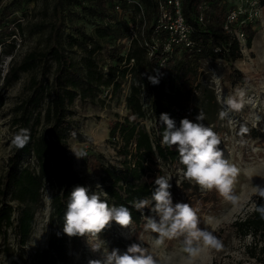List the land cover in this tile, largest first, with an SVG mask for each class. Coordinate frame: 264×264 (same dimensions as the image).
Segmentation results:
<instances>
[{"label":"trees","instance_id":"1","mask_svg":"<svg viewBox=\"0 0 264 264\" xmlns=\"http://www.w3.org/2000/svg\"><path fill=\"white\" fill-rule=\"evenodd\" d=\"M158 1L52 0L49 19H42L33 25V31L46 32L44 47L30 49L20 59L14 57L18 44L14 37L16 31H23V24L13 13L14 8L8 10L6 21L0 19V85L7 87L13 84L24 72L39 70L40 74L30 77L29 93L13 107L12 121L17 130L24 128L29 131L30 141L23 149L14 146L7 159L8 168L3 178L4 185L0 189L3 199L9 196L15 202L14 206L0 199V232L5 236V230L10 227L17 235L19 250L16 255L20 259L24 258L22 247L30 237L35 223V211L42 197L41 189L46 183L52 187L48 215L50 234L45 248L35 249L29 254L30 264H67L70 259L69 250L77 249L80 244L82 237H69L63 231V218L71 191L76 186L89 187L83 176L71 171L72 156L67 144L72 134L82 137L81 133L75 131L70 119V105L76 96L93 100L101 88L111 86L112 91L118 89L121 78L127 72L130 73L129 92L125 96L127 112L122 119L115 118L110 122L108 132L112 142L117 143L115 138L118 135L123 140L118 147L120 163H105L95 156L91 160L98 167L105 192L101 198L107 200L109 206L128 207L132 215L131 222L136 226L142 224L152 211L149 207L142 212L137 211L133 202L151 198L157 176L168 178L156 157L164 163L179 166L182 173L185 170L175 146L170 148L161 144L164 127L159 122L160 114L168 113L176 121L177 127L181 119L187 117L193 122L205 124L216 133L214 124L217 101L198 80L200 62L206 56L211 61L222 58L230 64V80L241 82L245 76L235 67L234 61L240 60L243 52L232 28L239 26L242 29L246 46L250 47L255 34V22L240 15L231 24V29L226 30L223 25L229 10L234 6L231 0H182V13L192 26L194 45L189 48L176 46L174 54L160 64L162 48L156 46L153 54L148 56L144 44L146 40L151 41L152 36L165 35L164 31H153L159 16ZM108 3L111 4V10L108 9ZM259 4L264 5V0H259ZM117 9L121 10V15ZM141 10L143 16L139 19ZM200 12L203 13V20L198 18ZM84 14L107 21L96 24L94 32L89 33L82 24L72 23ZM143 20V34L138 27L136 36L132 37L125 51L123 43L114 42L104 46L99 40L111 35L110 22L115 23L120 35H131L134 25H129V22L141 23ZM215 47H220V50L216 51ZM5 54L11 57L4 71L1 62ZM101 56L110 61L100 59ZM131 57L133 62L128 66ZM157 69L162 75L159 84L153 85L148 76L155 75ZM144 89L150 92L147 108L154 121L151 130L139 121L146 115L141 99ZM196 92L202 94L199 101H194ZM200 111L204 113L203 121L196 120ZM41 122L45 125L38 129ZM245 132L252 138H261L263 135L254 128H247ZM129 145L133 147L129 148ZM86 154L82 153V158L85 159ZM30 156L35 160L33 167L27 162ZM173 180L169 179L171 193L177 189ZM179 183L189 195L198 192L197 184L184 176ZM260 206H264V198L257 194L253 208L231 222L237 235L243 238L248 235L251 238L245 247L254 259L252 264H264V216L257 211ZM15 211L16 219L13 218ZM110 232L108 226L100 237ZM3 250L9 252L10 248L3 247Z\"/></svg>","mask_w":264,"mask_h":264},{"label":"rangeland","instance_id":"2","mask_svg":"<svg viewBox=\"0 0 264 264\" xmlns=\"http://www.w3.org/2000/svg\"><path fill=\"white\" fill-rule=\"evenodd\" d=\"M10 1L11 3L3 8ZM231 2L245 7L247 14L251 17L249 20L255 22V34L251 46L243 47V57L234 62L235 67L244 73L245 78L241 82H232L229 78L230 64L220 60L221 58L211 61L206 56L200 62L198 80L209 89L217 101L218 108L217 113H215L214 127L221 141L218 148L222 150L224 158L240 170L232 187V195L237 197L236 202L233 203L225 199L215 189L203 190L198 184V192L189 195V192L186 193L179 183L183 178L181 168L164 163L156 157L168 179H175L173 181L177 189L172 192L173 203H187L196 214L198 229L209 232L218 241L219 246H204L201 241L199 244L200 251L191 259H189V254L183 251L185 247L183 235L173 239L165 238L159 247H153V242L159 236L157 233L145 231L144 228L148 216L155 215L152 212L144 218L142 224L137 226L131 222L130 226L122 227L115 221L111 222V232L103 238L100 237L105 242V248L110 251L118 248L124 252L129 245L140 243L142 247L153 253L157 264H248L249 262L252 264L254 262L245 247L251 238L248 235L244 238L237 235L231 226V222L252 209L259 188L264 187V5H260L259 0H231ZM51 4L52 0H0V19L6 21L8 10L14 8L13 13L23 24V31H16L14 37L18 43L14 52L16 59H20L23 53L30 49L44 47L46 32L33 31V25L42 19L44 21L49 19ZM111 8V4L108 3V9L111 10ZM22 10L23 13H21ZM117 11L121 15V10L117 9ZM69 21L71 20L69 19ZM105 21L107 20L84 14L83 17L71 22L82 24L86 31L93 33L95 25ZM110 23L111 35L99 39L100 42L104 46L114 42L126 45L125 41L130 34L120 35L115 23ZM129 25H134L133 28L138 31L139 24L137 22H129ZM123 51H125V47ZM10 57V54L3 55L1 67L4 71L8 67ZM104 57L99 58L103 59ZM107 59H105L106 62L110 61ZM32 75L39 76V70L22 73L17 81L7 87L0 85V189L4 185L3 178L8 168L7 159L14 149L11 140L18 131L16 124L12 121L14 117L13 107L29 93V79ZM48 77L51 79V73ZM128 92L129 78L124 76L121 78L118 89L112 91L111 86L101 88L93 100L81 99L76 96L70 105V119L73 121L75 131L82 135L81 138H78L72 134L67 139L68 150L72 156L71 171L83 176L92 191H96L101 196L105 195V192L99 177L98 167L91 159L95 156L105 163L119 165L118 147L123 140L118 135L115 138L117 143L112 142L108 132L110 122L115 118L122 119L126 114L125 96ZM238 92H243V107L239 111L231 110L225 101L229 97H235L239 101ZM149 96L148 90L144 89L141 92L146 115L139 121L148 130H151L154 127V121L151 111L147 108ZM201 96V92H196L194 101H199ZM221 111L226 112L223 119L220 118ZM44 125L45 123L41 122L38 129ZM241 128H254L263 135L261 138H252L246 132L241 133ZM132 147L133 145H129V148ZM73 150L80 155L87 153L85 159L77 157ZM27 162L30 167L35 165L32 156L28 157ZM51 190L52 187L48 183L41 189L42 197L35 211V223L27 243L22 247L24 249L23 259L16 255L19 245L17 235L13 230L8 227L5 230V236L0 232L1 263L30 264L29 254L35 249L47 246V239L50 234L48 215ZM0 199L15 206V202L10 200L9 196L3 199L0 195ZM154 203L153 201V205ZM16 215L17 212L15 211L14 219H16ZM3 247H9L10 251L6 252ZM69 255L70 259L67 264H89L91 259H102L101 252L92 251L86 237L81 238L77 249L69 250Z\"/></svg>","mask_w":264,"mask_h":264},{"label":"clouds","instance_id":"3","mask_svg":"<svg viewBox=\"0 0 264 264\" xmlns=\"http://www.w3.org/2000/svg\"><path fill=\"white\" fill-rule=\"evenodd\" d=\"M161 75L157 69L155 75L148 76V80L157 85ZM237 95L240 97L239 101L235 97H229L225 101L231 110L239 111L243 107V92H238ZM225 115L226 112H220L221 119ZM204 118V113L200 111L196 120L203 121ZM159 122L164 127L161 144L170 148L175 146L180 163L185 166L182 173L184 178L194 181L203 190L215 189L225 199L235 203L237 197L232 195V187L240 170L224 158L222 150L218 148L221 141L215 131L187 117L182 118L177 127L176 121L166 112L160 114ZM245 131L247 129L241 128V133ZM29 141V131L21 128L13 135L11 143L17 149H23ZM73 151L77 157H82ZM154 184L155 189L150 199L133 202L137 211L142 212L149 207L155 214L148 216L144 225L145 231L157 233L159 236L153 242V247H159L165 238L173 239L183 235V251L187 252L191 259L200 251L201 241L204 246H219L218 241L209 232L198 229L196 214L187 203H173L170 191L172 185L168 178L157 176ZM258 195L264 198V187L259 188ZM257 211L264 216V206L258 207ZM63 220L65 234L69 237H86L92 251L101 252L102 259H91L89 264H157L153 253L140 243L129 245L124 252L118 248L111 251L105 248V242L100 239L101 233L113 221L122 227L130 226L132 215L124 205L109 206L100 194L91 191L90 186H76L71 191Z\"/></svg>","mask_w":264,"mask_h":264},{"label":"built area","instance_id":"4","mask_svg":"<svg viewBox=\"0 0 264 264\" xmlns=\"http://www.w3.org/2000/svg\"><path fill=\"white\" fill-rule=\"evenodd\" d=\"M159 16L154 26V32L158 33L164 31L165 35L162 36H152L151 41L146 40L144 44L147 46V54L151 56L154 52V49L157 47L162 48V57L160 59V64H163L165 60L174 54L175 47H192L194 45V40L191 37L192 26L187 23L185 17L182 13V0H159ZM118 7V5H116ZM240 15H244L245 19H251L247 14V9L241 4L234 3L233 8H231L227 14L226 21L224 23V28L230 30L231 24L238 20ZM143 12L142 10L138 14V18L142 19ZM199 20H203V13L200 12L198 16ZM140 32L143 34L145 28V20L139 22ZM138 26V25H137ZM131 35L127 38L126 50L129 48L131 39L133 36H136L137 31L132 27ZM232 32L239 41L240 48L243 52V47H246V38L242 29L237 26L232 28ZM215 50H220V47H215ZM210 60V57H207ZM220 60H223L222 58ZM133 62V58L129 59L127 65L129 66ZM226 62V61H225ZM235 62V61H234ZM227 63V62H226ZM130 73L127 72L126 77L129 78ZM253 208V207H252Z\"/></svg>","mask_w":264,"mask_h":264}]
</instances>
